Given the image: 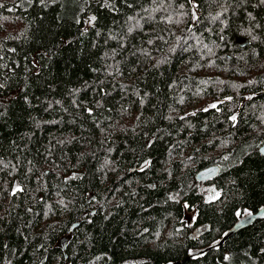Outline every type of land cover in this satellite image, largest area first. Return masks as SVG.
I'll list each match as a JSON object with an SVG mask.
<instances>
[{
  "label": "trees",
  "instance_id": "trees-1",
  "mask_svg": "<svg viewBox=\"0 0 264 264\" xmlns=\"http://www.w3.org/2000/svg\"><path fill=\"white\" fill-rule=\"evenodd\" d=\"M263 146L264 0H0V264H264Z\"/></svg>",
  "mask_w": 264,
  "mask_h": 264
},
{
  "label": "water",
  "instance_id": "water-1",
  "mask_svg": "<svg viewBox=\"0 0 264 264\" xmlns=\"http://www.w3.org/2000/svg\"><path fill=\"white\" fill-rule=\"evenodd\" d=\"M261 154L264 156V146L260 150ZM220 171V168L218 166H213L208 169H204L200 171L197 175V181L200 183H204L207 181H210L214 179ZM247 221V222H245ZM259 221H264V208L260 209L258 212L253 213L252 216L244 217L240 221L236 223V225L226 234L224 237V240H229L232 236L238 234L239 232L246 230L250 227H252L255 223ZM79 225H76L72 228V231H74L75 228H77Z\"/></svg>",
  "mask_w": 264,
  "mask_h": 264
},
{
  "label": "rangeland",
  "instance_id": "rangeland-1",
  "mask_svg": "<svg viewBox=\"0 0 264 264\" xmlns=\"http://www.w3.org/2000/svg\"><path fill=\"white\" fill-rule=\"evenodd\" d=\"M213 188H208V191H205V197L207 198V200H212L215 199L217 197V194L214 193H209L210 190H212ZM196 220V211L194 209L189 210L188 207H186V214H185V222L187 224H194Z\"/></svg>",
  "mask_w": 264,
  "mask_h": 264
},
{
  "label": "snow or ice",
  "instance_id": "snow-or-ice-1",
  "mask_svg": "<svg viewBox=\"0 0 264 264\" xmlns=\"http://www.w3.org/2000/svg\"><path fill=\"white\" fill-rule=\"evenodd\" d=\"M190 2H194V0H190ZM91 20L94 21V20H95V17H91ZM212 107H215V105H212ZM232 119L235 120L236 117L233 116ZM17 190H19V189H17ZM237 216H238V217H241V216H247V217L250 218V217L252 216V213H251L250 211H247V210H245L243 213L240 212V211H238V212H237ZM245 222H247V221H245Z\"/></svg>",
  "mask_w": 264,
  "mask_h": 264
}]
</instances>
